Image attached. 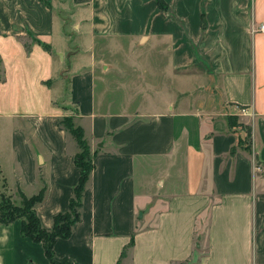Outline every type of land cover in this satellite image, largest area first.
Returning <instances> with one entry per match:
<instances>
[{"label": "crops", "instance_id": "crops-1", "mask_svg": "<svg viewBox=\"0 0 264 264\" xmlns=\"http://www.w3.org/2000/svg\"><path fill=\"white\" fill-rule=\"evenodd\" d=\"M262 21L264 0H0V197L43 187L49 229L78 177L61 117L92 153L53 262L16 218L0 264H264Z\"/></svg>", "mask_w": 264, "mask_h": 264}, {"label": "trees", "instance_id": "trees-1", "mask_svg": "<svg viewBox=\"0 0 264 264\" xmlns=\"http://www.w3.org/2000/svg\"><path fill=\"white\" fill-rule=\"evenodd\" d=\"M41 46L45 51H49L47 45L41 44ZM24 47L28 50L27 45H24ZM227 120L230 122L232 120V122H234L235 117L228 116ZM58 124L62 125L73 136L78 147V151L72 156L73 163L78 169V177L72 187V194L68 199L66 210L52 215L51 227L45 229L40 224L34 210V205L42 199L43 187L35 195L30 197L23 196L21 205L19 206L13 205L6 197L0 202V222L8 223L19 218L20 233L34 242H40L43 247L44 255L50 262H53L52 246L55 239L66 238L70 234L72 225L79 219L78 207L80 206L85 182L92 169V153L83 137L82 129L73 124L71 116L61 117L58 120ZM27 264H31V262ZM62 264L69 263L65 262Z\"/></svg>", "mask_w": 264, "mask_h": 264}, {"label": "rangeland", "instance_id": "rangeland-1", "mask_svg": "<svg viewBox=\"0 0 264 264\" xmlns=\"http://www.w3.org/2000/svg\"><path fill=\"white\" fill-rule=\"evenodd\" d=\"M240 134L242 135V138H241L242 142L245 143L248 140V138H249L248 129L247 130L246 129H242V133H240ZM3 198H4L3 196L0 197V202L2 201Z\"/></svg>", "mask_w": 264, "mask_h": 264}, {"label": "built area", "instance_id": "built-area-1", "mask_svg": "<svg viewBox=\"0 0 264 264\" xmlns=\"http://www.w3.org/2000/svg\"><path fill=\"white\" fill-rule=\"evenodd\" d=\"M258 31L264 34V21L259 23Z\"/></svg>", "mask_w": 264, "mask_h": 264}]
</instances>
